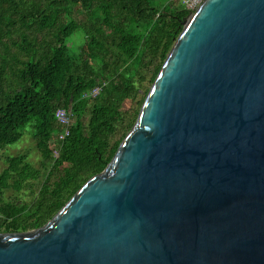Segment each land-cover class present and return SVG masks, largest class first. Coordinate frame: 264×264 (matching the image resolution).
Instances as JSON below:
<instances>
[{
	"label": "water",
	"instance_id": "95a60500",
	"mask_svg": "<svg viewBox=\"0 0 264 264\" xmlns=\"http://www.w3.org/2000/svg\"><path fill=\"white\" fill-rule=\"evenodd\" d=\"M0 264H264V0L189 14L106 168Z\"/></svg>",
	"mask_w": 264,
	"mask_h": 264
},
{
	"label": "trees",
	"instance_id": "16d2710c",
	"mask_svg": "<svg viewBox=\"0 0 264 264\" xmlns=\"http://www.w3.org/2000/svg\"><path fill=\"white\" fill-rule=\"evenodd\" d=\"M184 1L0 0V150L29 130L40 156L5 157L0 233L42 227L106 168L192 13ZM57 109L73 124L54 158Z\"/></svg>",
	"mask_w": 264,
	"mask_h": 264
},
{
	"label": "rangeland",
	"instance_id": "374dc122",
	"mask_svg": "<svg viewBox=\"0 0 264 264\" xmlns=\"http://www.w3.org/2000/svg\"><path fill=\"white\" fill-rule=\"evenodd\" d=\"M71 41L73 42V47H79V42L81 41L79 36H74ZM72 50H74L72 48ZM131 106L130 101H125L122 109L127 110ZM26 153L27 154V161L31 162V164L34 167L39 166L40 156L35 148V142L31 136V133L29 130H26L23 138L21 141H19L17 144L10 146L8 148H5L4 150H0V172L3 168L6 167L4 163V159L6 156L16 155L18 153ZM12 196H16L17 198H21L23 200H28L29 196L27 195V192H20L18 194L13 193L12 191H8L5 193V198H9Z\"/></svg>",
	"mask_w": 264,
	"mask_h": 264
},
{
	"label": "built area",
	"instance_id": "2783aa9c",
	"mask_svg": "<svg viewBox=\"0 0 264 264\" xmlns=\"http://www.w3.org/2000/svg\"><path fill=\"white\" fill-rule=\"evenodd\" d=\"M204 0H185L184 4L187 10L194 12L196 8L203 2ZM191 14V13H190ZM100 91V88H94L90 96H96ZM55 119L58 126V132L53 138V141L50 143V150L54 158L58 156L59 148L61 142L69 136L70 127L73 124L72 115L65 111L64 109H57L55 111Z\"/></svg>",
	"mask_w": 264,
	"mask_h": 264
}]
</instances>
